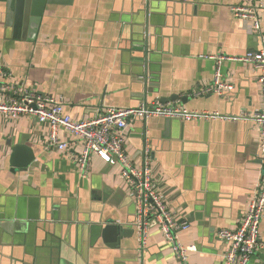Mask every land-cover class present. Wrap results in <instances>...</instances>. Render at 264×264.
I'll return each mask as SVG.
<instances>
[{"label":"crops","instance_id":"1","mask_svg":"<svg viewBox=\"0 0 264 264\" xmlns=\"http://www.w3.org/2000/svg\"><path fill=\"white\" fill-rule=\"evenodd\" d=\"M260 1L148 0L147 14L146 0H42L37 23L28 26L0 1V70L7 73L0 83L61 101L73 120L171 95L179 100L168 103L190 111L238 117L136 119L123 132L133 166L149 146L156 192L188 224L177 234L196 249L187 264L223 263L218 232L237 228L259 185L260 131L243 119L262 108L257 71L230 59L259 48L250 22L231 7ZM218 56L226 58L221 81L233 86L223 95L206 92L217 67L207 57ZM146 88L152 93L145 98ZM48 135V125L31 117L0 114V264H180L156 225L140 250L119 165L92 154L82 177L71 156L82 152V141L59 131L67 145L59 151L46 146ZM16 148L20 159L34 157L26 170L13 165ZM109 225L119 228L117 238ZM259 234L247 264H264V217Z\"/></svg>","mask_w":264,"mask_h":264},{"label":"built area","instance_id":"2","mask_svg":"<svg viewBox=\"0 0 264 264\" xmlns=\"http://www.w3.org/2000/svg\"><path fill=\"white\" fill-rule=\"evenodd\" d=\"M249 1V0H248ZM231 12L242 21H249V30L257 36L259 48L249 50L241 57L232 58L240 63L251 64L257 71L260 86L262 108L250 117H243L258 125L260 131L259 152L261 174L258 188L248 203L246 212L234 231L221 230L218 239L226 245L222 264H247L254 255L259 243V227L264 217V1L258 4L231 7ZM217 63L212 85L207 93L223 95L233 90V86L221 81L220 63L226 58L207 57ZM0 77L6 78L7 73L0 70ZM0 114L12 118L18 116L31 117L41 124L48 125L49 135L47 147L65 151L67 145L58 141L59 131H63L83 143L80 154L71 155L82 177H85L90 156L94 154L103 163L119 165L121 177L129 184L130 199L134 206V218L131 223L136 234L138 246L142 251L147 242L152 225H156L159 233L178 259L180 264H187V253L195 251L194 246H183L177 234L185 231L188 224L178 221L167 209L166 201L156 192L150 169V148L145 145L141 153L140 165L133 166L124 152L123 132L130 122L139 119L165 118L180 121L224 120L236 121L238 117L190 111L177 104L154 102L141 103L132 108H106L104 112L85 121H76L66 115L61 101L51 97L33 93H19L12 84L0 83Z\"/></svg>","mask_w":264,"mask_h":264},{"label":"water","instance_id":"3","mask_svg":"<svg viewBox=\"0 0 264 264\" xmlns=\"http://www.w3.org/2000/svg\"><path fill=\"white\" fill-rule=\"evenodd\" d=\"M2 2H6L8 9L16 11L17 14V20L23 21L24 26H28V24H34L37 23V13L42 7V0H0ZM145 2V11L147 14H149V2L146 0ZM143 40H144V49H145V59H148V37H147V29H145L144 35H143ZM149 93H152L150 90L144 89L143 94L144 97L146 98ZM179 97L176 95H171L170 97L167 98H161L158 100V102L166 104L169 101H178ZM182 103H184V100H181ZM144 140H146V135L144 133ZM22 148H16L14 149V154L12 158V162H14V166L18 169H23L26 170V168L29 166V164L33 161L34 157L32 153H29L28 157H25L23 159H20V151ZM15 160L17 162H15ZM118 227L116 225H109L106 227V231H109L111 235L115 238H117V232H118Z\"/></svg>","mask_w":264,"mask_h":264}]
</instances>
